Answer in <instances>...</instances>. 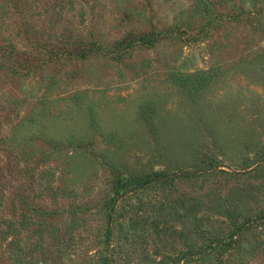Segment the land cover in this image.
Returning a JSON list of instances; mask_svg holds the SVG:
<instances>
[{
  "label": "rangeland",
  "instance_id": "obj_1",
  "mask_svg": "<svg viewBox=\"0 0 264 264\" xmlns=\"http://www.w3.org/2000/svg\"><path fill=\"white\" fill-rule=\"evenodd\" d=\"M110 263L264 264V0H0V264Z\"/></svg>",
  "mask_w": 264,
  "mask_h": 264
},
{
  "label": "trees",
  "instance_id": "obj_2",
  "mask_svg": "<svg viewBox=\"0 0 264 264\" xmlns=\"http://www.w3.org/2000/svg\"><path fill=\"white\" fill-rule=\"evenodd\" d=\"M146 178L148 177V176H145ZM106 262H108V261H106ZM111 264V263H110Z\"/></svg>",
  "mask_w": 264,
  "mask_h": 264
}]
</instances>
